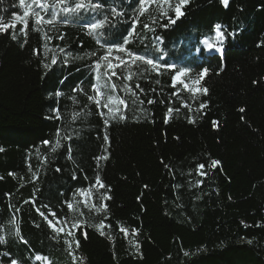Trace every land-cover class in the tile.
Listing matches in <instances>:
<instances>
[{
	"label": "trees",
	"instance_id": "1",
	"mask_svg": "<svg viewBox=\"0 0 264 264\" xmlns=\"http://www.w3.org/2000/svg\"><path fill=\"white\" fill-rule=\"evenodd\" d=\"M44 2L49 9L41 15L48 19L56 0ZM77 2L66 0V6ZM84 3L99 7L61 12L53 25H35L29 15L25 36L23 24L14 20L23 17L19 0H0V19L10 25L0 32V236L6 238L0 242V264H73L64 243L71 239L67 227L57 224L65 227L57 236L36 209L56 224V218L77 215V207L84 212L77 218L85 223L73 229L80 244L73 251L82 258L76 264H264V0H229L227 7L221 0H189L179 18L163 5L175 23L152 4L139 25L133 24L137 0ZM113 9L122 15H113ZM104 17L109 22L89 35L87 25ZM217 24L225 37L222 56L202 43L214 36ZM130 25L137 35L128 49L176 69L128 81L122 79L128 70L117 65L115 96L128 104L117 113L124 119L109 117L105 124L101 113L108 110L104 95L95 91V64L104 54L101 45L120 43ZM117 54L110 57L114 65ZM204 67L208 73L193 85ZM180 68L191 70L181 80L192 91L183 83L172 86ZM131 71H137L135 65ZM125 83L144 90L135 89L143 104L132 103ZM212 160L219 164L209 168ZM199 164L206 175L198 173ZM97 177L105 187L96 185L99 193L93 188L89 196ZM100 193L110 199L101 202ZM85 203H103L106 213L90 212ZM101 221L102 229L93 227ZM38 255L48 260H37Z\"/></svg>",
	"mask_w": 264,
	"mask_h": 264
},
{
	"label": "snow or ice",
	"instance_id": "2",
	"mask_svg": "<svg viewBox=\"0 0 264 264\" xmlns=\"http://www.w3.org/2000/svg\"><path fill=\"white\" fill-rule=\"evenodd\" d=\"M137 3L139 5L138 9V15L134 19L133 24L134 25H139L140 24V19L139 17L144 16L146 12H148L149 7L152 4H156V12L163 14V16L168 17V11L163 8V5H167L169 9L174 11L175 16L179 18L181 15H183L181 9L183 6H185L187 3H189V0H176V3L173 5L172 0H137ZM221 3L227 7L229 4V0H221ZM19 5L24 8L23 12V17L16 15L14 16L15 21H19L23 24V28L21 31L23 34L26 36V28H27V17L29 15L34 17V24L39 25L41 23H45L48 25H53L57 18L59 17L60 13L63 12L65 16L69 13H76L79 12L80 9L82 8H91L93 11H95L99 5H93L91 3L85 4L84 0H78V2L75 4V7H68L66 6V0H56V3L52 5L53 11L50 14V18L44 19V17L41 15V12L47 13L49 9V5L44 2V0H31L30 5H25V0H19ZM31 5H36L38 8H40L41 11H34L31 8ZM61 5H65L64 7L61 8ZM112 14L115 16H120L122 13L117 12L115 9L112 10ZM149 19L152 21V24H156L157 20L156 17L153 15H149ZM170 23H175V20L172 19L171 17H168ZM65 23L67 20L64 21ZM108 17H104V19L96 21L94 23H91L87 25V27L90 29L89 35H92L93 32L97 29H101L104 27L106 23H108ZM166 26V25H165ZM10 25L4 24L2 22V19H0V32H6L8 31ZM11 27L14 29L15 28V23L11 25ZM144 28L148 29L149 31L153 30L152 27L148 24L145 23L143 25ZM35 31H40V28L34 27ZM137 35L136 28L130 25V30L127 33L126 38L122 39V41L118 44L113 43V44H102L101 47L104 49V54L101 56L97 57V61L95 64V68L97 70V85L95 88V91L97 95H104L105 100L103 103V107L106 108L108 111L107 113H101V115L105 116V124L108 123V118L110 117L111 119H124L125 117L121 114L119 117L117 116V113L121 112L120 105H123L125 108L127 107L128 101L126 99H122L118 96H115V92L117 89V85L112 82V76H116V66H121L125 68L127 71V75L122 77V79H126L128 81H131L133 79V76L140 75L143 76L145 72H155L157 75L162 74L161 70L162 69H176L175 64H167V63H160L159 58L157 59H152L149 58L147 55H141L132 52L130 49H128L126 46L128 43H130L133 39L134 36ZM60 39H63V36L58 37ZM224 33L221 31V26L217 24L214 29V36L213 37H208L203 40V44L206 46L208 50H213L215 49L216 52H218L221 56L223 53V48H222V42L224 40ZM12 39H16V35H12ZM45 39H51V37L47 36L45 33ZM159 42V41H158ZM47 47V45H45ZM157 51H162V49L156 48ZM63 51V49H61ZM113 52L118 53L115 55L114 60L117 62L116 65L113 64L112 59L110 57L113 56ZM34 54H38V50H34ZM93 56L96 55V53H92ZM57 63V59L55 55L52 57L51 64L54 65ZM135 65L137 68V71H131V67ZM50 64L45 63L44 68L48 69L50 68ZM103 67L105 71L101 73L99 70ZM222 70V69H221ZM191 70L189 68H180L178 71H176L175 75L172 77V86L175 87L177 83H183V87L185 89H189V84L184 83L181 78L185 77L188 75V73ZM209 69L207 67H204L201 72L197 75V78L193 79L191 83L193 85H198L200 83V80L203 79L204 75L208 73ZM103 79V83H101V80ZM157 84L160 83L159 79L155 81ZM106 88L108 91L106 93H101V89ZM135 89H139L140 92H143L144 90L140 88V86L137 84L135 85V88L132 87V85L125 83L123 86V90L126 93H129L132 96V103L133 104H143L144 101L140 100L139 95L137 94ZM192 91V89H189ZM204 91L205 93L207 92V89H200ZM57 95H60V93H57ZM96 104L100 105L101 101L97 99L96 96L90 97ZM148 103H155L153 100H149ZM187 107V105H185ZM206 105L201 104L200 108H204ZM199 111V109H197ZM241 112L244 111V109H240ZM57 116H59V110H56ZM173 112L172 108H168L167 110V115L171 117V114ZM78 115V114H77ZM189 122H194L193 119H190ZM215 123V122H214ZM70 138V137H69ZM105 141H107V135L104 137ZM45 144L49 143L48 141L44 142ZM60 146L59 140L56 142V147L52 149L54 152L56 148ZM4 151L3 148H0V152ZM98 159L104 160L107 159V156H101ZM217 164H219V161L212 160L211 163L209 164V168H214ZM205 165L204 164H199L197 166V171L200 175H206L204 172H200L201 169H204ZM31 170V168H30ZM33 176H36V173H33ZM198 184L203 183V181H197ZM96 185H99V188H104L105 185L101 182L100 178H96L95 184L92 186V188L87 190V193L89 196L92 194L93 188H95L96 192L99 193V188H96ZM83 194V193H81ZM98 199L102 202L105 199H110L106 194L100 193L98 195ZM25 203H28V201H25ZM32 203H35L33 200ZM47 208V206H44ZM68 209L72 210L73 209V203H67ZM84 207L87 208L90 212L91 211H96V212H105L106 213V208L107 206L103 203H101L99 206L96 204H88L85 203ZM17 211H19L17 209ZM36 211L39 213L41 217L44 218V220L49 224L50 227L53 228V230L56 232L57 236H59L61 233L65 232V227H67V237H71V239L65 238L64 243L67 245L66 251H68L69 255L72 257L73 264H76V261L78 258L75 255V252L73 251V245H75V248H79V240L75 239V232L73 229L81 227L85 223L84 220L78 219L77 216L83 217L84 212L80 210L79 207H77L74 211L77 215H73L71 218L63 219L61 220L60 218H56L57 222L56 224L53 223L52 220L48 218V215L45 214V212L40 211L39 208L36 209ZM51 216L55 217L56 214L55 212H50ZM12 224H15V220L10 221ZM57 224H63L64 226L62 227H57ZM103 221H101L100 224L93 225V227L97 228V230H100L103 228ZM122 231H126L122 229ZM84 235V238H87V233L84 232L82 233ZM101 235H105L103 231H100ZM15 235L20 236V231L19 227L16 226L15 228ZM57 236H54L53 239H56ZM111 239V237H109ZM22 239V237H21ZM0 242H6V238L4 236H0ZM26 243V241H25ZM251 243V241H249ZM138 248V245H137ZM185 255H189V253L185 252ZM37 260H48L47 257H41V256H36ZM11 264H18V261L12 260ZM49 264L51 262L49 261Z\"/></svg>",
	"mask_w": 264,
	"mask_h": 264
},
{
	"label": "rangeland",
	"instance_id": "3",
	"mask_svg": "<svg viewBox=\"0 0 264 264\" xmlns=\"http://www.w3.org/2000/svg\"><path fill=\"white\" fill-rule=\"evenodd\" d=\"M204 48H205V50L207 51V52H213L215 49H213V50H208L207 48H206V46L204 45Z\"/></svg>",
	"mask_w": 264,
	"mask_h": 264
}]
</instances>
